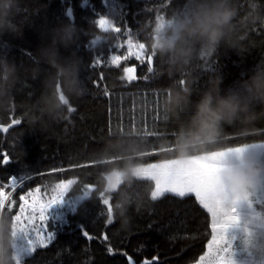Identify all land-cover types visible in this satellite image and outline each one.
Listing matches in <instances>:
<instances>
[{"label": "trees", "instance_id": "trees-1", "mask_svg": "<svg viewBox=\"0 0 264 264\" xmlns=\"http://www.w3.org/2000/svg\"><path fill=\"white\" fill-rule=\"evenodd\" d=\"M260 2L264 4V0ZM184 3L185 0H21L22 11L14 21L19 30L17 35L0 37V58L14 63L21 75V83L14 92L16 103L9 112L0 114L2 126L10 124L12 119L21 120L7 133L0 131V185L8 184L12 176L23 183L16 193H12L17 207L22 203L19 196L28 190L39 186L42 193L48 190L51 194V187L61 180H75L72 196L82 192L85 185H94L96 190L104 171L103 165L94 163L98 161L96 153L108 139L130 136L133 125L138 133L145 130L156 133L130 136L141 139L145 145L148 154L141 157L143 165L175 158L173 153L162 151L165 142L169 147L174 145L179 127L178 121L169 118L164 102L173 88H180L179 79L184 78L186 84L188 78L195 81L189 114L195 110V103L207 89L212 74L222 77V94L231 90L243 91V83L258 65L264 63V26L245 33V43H253L243 55L222 46L211 59L200 61L190 73L173 78L166 71L160 72L158 58H154L153 73L146 72V60L141 64L135 56L121 59L118 68L108 64L112 53L124 55L126 44L124 47L118 45L128 37L134 42L145 43L150 52L148 41L155 16L167 17ZM247 4L248 0H240L241 10L247 8ZM100 16L110 17L121 27V32L103 33L94 24ZM69 21L82 30L80 39L68 49L61 47L60 54L68 57L76 52L83 58L84 69L80 78L85 93L70 101L75 111L67 118L43 132L33 130L24 119L20 102L39 99L44 76L32 79L26 70L33 67L38 48L46 42L43 34ZM91 22L93 26L89 32ZM97 36L103 40L99 41V46H94L91 41ZM97 58L101 63L91 67ZM41 67L47 68L46 65ZM126 67L135 68L137 80L128 83L121 79ZM145 74L149 76L148 80L139 79ZM105 91L109 95L106 96ZM255 141H264V119L258 120L254 129L246 133L226 127L222 149ZM5 156L9 160L7 164L3 163ZM85 164L89 166L76 167ZM53 169L64 171L53 172ZM148 188L144 181L128 188L145 201L143 207L137 209L134 206L130 210L129 230H122L118 220L106 224L107 215H100L104 206L97 192L93 191L92 199L86 205L89 211L86 213L81 209L76 213L74 209L64 221L52 223L51 231H56V238L48 248L37 249L25 264L197 263L211 239L210 215L191 195L178 198L166 194L152 202L145 195ZM7 190L12 191L11 188ZM83 226L93 236L91 241L82 235ZM105 233L107 240H103L102 234Z\"/></svg>", "mask_w": 264, "mask_h": 264}, {"label": "clouds", "instance_id": "clouds-1", "mask_svg": "<svg viewBox=\"0 0 264 264\" xmlns=\"http://www.w3.org/2000/svg\"><path fill=\"white\" fill-rule=\"evenodd\" d=\"M21 11V0H0V37L17 35L19 30L14 21ZM92 26L91 22L89 32ZM257 26H264V4L260 0H248L247 8L243 10L240 0H185L183 6L171 15L154 23L148 45L150 52L160 61V72L166 71L173 78L190 73L200 61L211 59L222 46L243 55L253 43H245V33ZM81 31L69 21L43 34L46 42L38 48L33 67L26 70L31 73L32 79L44 76L41 95L34 102H20L24 119L33 130L43 132L67 118L71 113L70 101L85 93L84 82L80 78L84 69L83 58L76 52L68 57L60 54L61 47L68 49L77 44ZM101 40L103 37L95 44L91 43L99 46ZM222 82L219 74L209 76L208 87L195 103L191 114L189 108L195 81L188 78L185 86L170 91L164 108L170 119L178 121L179 127L174 145L169 147L165 142L162 151L173 153L181 160L223 152L226 127L246 133L254 129L258 120L264 119V63L258 65L243 83L242 92L231 90L222 94ZM19 83L20 69L7 59L0 58V114L9 112L16 103L14 92ZM144 152L145 145L141 139L115 136L96 153L104 171L95 191L97 194L102 192L106 199H114L113 222L118 220L122 230L131 228L130 210L134 206L137 209L143 207L145 202L128 190L142 181L140 169ZM219 175L228 191L219 193L218 199L226 208H230L235 201L249 200L264 188V165L254 161L243 159L238 166L223 163ZM145 195L154 202L150 198V188ZM89 199H92V194ZM254 223H264V217L257 216ZM19 247V233L13 236L10 217L0 212V264H17ZM245 250L251 255L264 257V229L247 234Z\"/></svg>", "mask_w": 264, "mask_h": 264}, {"label": "snow or ice", "instance_id": "snow-or-ice-1", "mask_svg": "<svg viewBox=\"0 0 264 264\" xmlns=\"http://www.w3.org/2000/svg\"><path fill=\"white\" fill-rule=\"evenodd\" d=\"M71 11L69 15L71 16ZM165 16L156 15L155 23L161 21ZM96 27H98L103 33L113 32L120 33L121 27L117 26L113 20L100 16L94 21ZM97 36L93 43L100 39ZM126 44L127 51L123 56L120 54H111L108 59V64L120 66L121 59H127L129 56H135V58L143 64L147 61V73H153L154 71V55L148 52L145 43L134 42L131 37H128L123 44L118 47H124ZM101 63L99 58L95 59L91 67H96ZM124 75L121 76L122 80H126L131 83L137 80L138 77L134 74L135 68H125ZM100 79H103V73L100 74ZM139 79L148 80L147 74L139 77ZM180 87L185 86L186 80L181 78L178 80ZM99 87V84L96 85ZM109 95L107 91L104 93ZM170 95V93H169ZM69 111L74 112L75 108L69 106ZM21 123L19 118L12 119L11 123L7 126L0 125V131L7 133L13 125ZM130 136H152L156 135L154 132L138 133L135 131V125H133V132ZM244 148L229 149L228 152L211 153L205 156H194L187 160H181L177 158L166 159L158 163H148L143 165L140 169L142 181L146 182L150 188V198L153 201H157L163 198L166 194H171L174 197L184 198L186 196H194L199 205L210 215L211 226V239L207 244V251L199 257L198 264H234L232 259V242L228 240L227 234L229 230L240 226V217L235 214L236 207L239 201L233 202L230 208L224 207L223 203L218 199V195L221 192L228 191L226 185L221 183V177L219 175L221 168L223 167V161L230 152L239 154ZM148 153L144 152L143 155ZM4 164L9 163L7 156L3 160ZM100 163V162H94ZM85 165H77L76 167H85ZM55 171H64V169H53ZM40 173L39 175H43ZM18 180L17 177L12 176L10 182L6 185H0V212L6 213L12 221L13 236L19 233L20 247L17 250V264H25L27 258L33 256L37 249H46L54 241L57 234L56 231H49L48 224L52 217L50 212L55 207H63L67 203H71L75 206V212L78 213L83 209L86 213L89 209L86 207L90 201L89 197L93 191H95L94 185H85L82 190V194L78 197H69V192L75 180H61L55 183L51 189V194L46 190L41 192V187L37 186L32 190H28L26 194L19 196V200L23 203L20 204L16 214H12V207L16 204L15 200H11V192L6 193L5 188H11L12 192L16 191ZM117 184H119V178H117ZM99 200L104 208L100 211V215H107L106 224L111 225L113 223L112 216V198H105L101 192L98 194ZM9 201H11L9 203ZM7 206L8 211L5 212ZM259 216L257 214L254 219ZM264 227V223L260 224ZM245 232L251 235V232L245 227ZM82 235L89 241L93 239V236L89 234L84 226L81 228ZM103 240H107V234H102ZM108 251L111 253L112 249L109 246ZM131 261V257H129ZM145 264L150 262L145 261Z\"/></svg>", "mask_w": 264, "mask_h": 264}, {"label": "rangeland", "instance_id": "rangeland-1", "mask_svg": "<svg viewBox=\"0 0 264 264\" xmlns=\"http://www.w3.org/2000/svg\"><path fill=\"white\" fill-rule=\"evenodd\" d=\"M104 17L111 19L110 17L107 16ZM126 51H127V46L125 49V53ZM235 148H244L245 151L243 152L242 155L237 154L234 151L230 152L223 161L225 165L238 166L239 164L242 163L243 159H247L250 161L257 162L261 165H264V141H255L237 146H231L222 149V151L228 152L229 149H235ZM161 161L163 160L154 161L151 163H158ZM146 165L147 164H145V166ZM8 192L13 193L10 190H7L6 193ZM71 194L72 193L70 190L68 194L69 197H73ZM12 195H11V200H14ZM10 202L11 201H9V203ZM235 207H236L235 214H237L240 217L241 224L239 227L229 230L227 234L228 240L232 242V259L234 261V264H264V257L251 255L245 250V240L247 239V232L244 231L245 227L250 232L264 229V227H261L260 224L254 223V217L257 214H259L261 217H264V188L258 190L254 197H250L249 200L238 203L237 205H235ZM18 208L19 206L17 207V204H15L12 207L11 212L13 211L17 212ZM74 209L75 206L72 205L71 203H67L63 207L58 206L53 208L50 212V216L52 217V219L48 224V230L51 231L52 223L64 221L65 216L68 213L73 212ZM206 251H207V245H206ZM198 262L195 264H198Z\"/></svg>", "mask_w": 264, "mask_h": 264}, {"label": "bare ground", "instance_id": "bare-ground-1", "mask_svg": "<svg viewBox=\"0 0 264 264\" xmlns=\"http://www.w3.org/2000/svg\"><path fill=\"white\" fill-rule=\"evenodd\" d=\"M23 183L19 182L17 183L16 190L19 189L22 186ZM16 193V192H15ZM16 213V212H15Z\"/></svg>", "mask_w": 264, "mask_h": 264}]
</instances>
